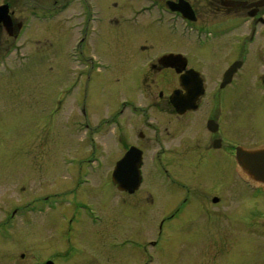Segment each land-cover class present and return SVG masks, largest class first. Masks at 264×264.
Wrapping results in <instances>:
<instances>
[{
	"label": "rangeland",
	"instance_id": "374dc122",
	"mask_svg": "<svg viewBox=\"0 0 264 264\" xmlns=\"http://www.w3.org/2000/svg\"><path fill=\"white\" fill-rule=\"evenodd\" d=\"M123 1L107 0L112 7ZM132 8L128 5L119 15L121 19L131 16ZM74 12H66L59 24L51 27L34 22L23 39L26 48L13 49L9 57L3 49L0 58V264H42L53 261L59 253L69 256L61 259L62 264H166L165 256L159 259V248L149 244L155 238L152 224L160 221V211L175 213L187 207L184 201L194 199V190L210 195L223 193L219 196L225 202L215 206L212 215L200 214L183 238L180 234L184 230L172 236L174 243L167 264H264V198L239 181L233 158L225 164L220 161L222 157L203 161L198 153L177 160L162 156L167 175L162 167L156 170L159 162L151 160V154L159 150L155 145L146 153L142 173L146 184L150 181L156 192L151 191L154 203L143 214L139 213L146 208V198L138 213L136 195L121 196L111 186V172L125 154L126 143L136 142V122L124 125V134L114 132V128L103 129L98 136L107 147L105 159L99 145H92L94 137L90 131L107 119L117 98L133 92L134 82L120 77L106 79L104 82L110 83L107 104L103 95L96 100L88 98L85 113H78L77 103L86 102L90 81L85 64L88 47L89 55L104 58L113 69L115 64L114 73L124 72L122 64H128L131 70L133 55H129V48L136 33L121 31L109 23L100 31L91 32L90 37L76 33L65 20ZM155 40L156 53L165 52L167 35L157 31ZM77 42L83 43L77 46ZM200 55L196 65L216 72L224 53L217 49ZM216 80L220 77L208 76L209 88L215 87ZM247 82L245 73L237 79L242 86L231 88L235 89L230 91L233 108L229 102L226 111L234 110L236 117H230L227 137L233 144L253 146L264 143V105L258 118L253 111V121L248 123L251 119L246 116L247 122L245 114L250 97L239 92L247 88ZM94 84L91 81L90 87ZM71 92L76 97L70 98ZM253 103L256 105L255 100ZM117 136H123V145L117 144ZM90 155H94L98 168H108V178L93 176L90 183L86 175L77 177L91 168L87 161ZM145 187L142 192L148 191L149 187ZM69 191L75 192L74 200L66 195ZM90 194L97 197L91 198ZM81 200L95 202L99 212L93 214L89 205L83 210L75 205ZM218 215L221 218L211 223Z\"/></svg>",
	"mask_w": 264,
	"mask_h": 264
},
{
	"label": "flooded vegetation",
	"instance_id": "af4514ba",
	"mask_svg": "<svg viewBox=\"0 0 264 264\" xmlns=\"http://www.w3.org/2000/svg\"><path fill=\"white\" fill-rule=\"evenodd\" d=\"M128 5L133 7L131 16L121 19L119 15ZM3 6L7 7L8 12L5 22L0 24V57L3 55V49H5L4 54L10 56L14 52L13 49L26 48V41L23 42V39L34 22L39 26L51 27L55 23L59 24L61 17L71 10L75 12L78 10L80 14L79 24H76L75 12L65 18L66 23L72 24V29L75 31L88 34L90 30L100 31V28H104L109 23L113 28L117 27L121 31L136 33L135 40L129 48V55H133L131 70L128 64H122L124 72L114 73L115 64L113 69V65L104 61V58L95 59L94 56L89 55L90 47L85 57L90 81L86 89V102L77 103L78 113H85L88 98L96 100L103 95L107 104L110 83H105L106 79L112 77L130 79L135 86L132 93L122 99H116L118 103L115 108L108 110L107 107V119L95 124L93 131H90L94 137L92 145H99L100 154L104 159L107 147L104 141L100 142L98 135L105 127L114 128V132L124 134L123 126L135 121L136 142L126 143L125 154L131 147H136L142 152L144 161L146 153L158 145L159 150L151 154L152 162H159L155 165L157 171H160L158 166L162 167V156H174L177 160L198 153L197 156L199 155L198 157L203 161L222 157L220 161H224L225 164L232 158L236 162V150L244 145L233 144L230 141L231 137H227L230 117H236L234 110L230 113L226 111L227 104L230 102L233 108L234 99L230 98V91L235 89L231 88L242 86L237 83V79L246 73L247 88L243 87L239 90L242 96L250 97L246 108L250 107L246 110V114L244 113L245 117L251 119L254 111L258 118V112L264 105V0H124L113 7L107 0H0V7ZM157 31L167 35L166 50L159 55L155 46ZM140 34L141 37L136 39ZM34 41L38 43L40 40ZM217 49H222L224 55L221 66L216 72L204 71L196 65L197 55L201 56L200 54L205 51L215 52ZM165 56H173L170 65L161 63ZM235 64L238 65V70L232 80L223 86L227 71ZM209 75L220 77L218 82L216 80L214 88H209ZM119 80L115 81L120 82ZM91 81L95 84L90 87ZM69 96L76 97L74 92ZM176 99L185 108L183 111L175 106ZM93 106L91 104V107ZM251 107H254V110ZM252 121L251 119L248 123ZM198 135L200 137L196 138ZM117 137H115L117 144L123 145V136ZM189 137H193L192 140ZM134 138L135 134L132 136L133 140ZM262 145L264 143L244 147L252 149ZM177 147L180 149L177 150ZM92 156L94 157V155L88 157V165L89 161L96 162L95 157ZM97 166L98 164L77 177L86 175L90 183L93 176L108 178V168L100 169ZM162 172L169 175L164 167ZM223 172L226 173L224 170ZM234 173L237 176L236 168ZM143 178V184L134 193L120 192L111 184L121 196L136 195L138 213L141 202L146 198L143 204L146 208L139 214L148 211L149 206L154 203L151 191L156 192L150 181L146 184L145 175ZM145 184L149 187L148 191L142 192V188H146ZM242 184L250 192L259 193L262 195L261 198H264V190H254L251 185L244 182ZM203 193L210 198L208 199ZM219 194L223 193L210 195L204 191L194 190L191 193L194 199L184 201V204H188L187 207H182L175 213L170 211L167 214L165 211H160V221L158 223L154 221L151 229L152 232L155 228V238L149 243L150 246L159 248V259L165 256L167 264L174 243L172 236L184 230L180 234L183 238L186 229L190 228V223L196 221L200 214L205 212L212 215V210H216V207L225 202ZM66 195H71L73 200L76 198L75 192L72 191ZM90 197L95 199L97 196L90 194ZM252 198L255 199L253 196ZM75 205H80L82 210L89 205L93 214L99 212L93 201L81 200ZM66 217L65 214L63 220H66ZM220 218L221 216L217 219L212 218L211 223ZM167 236L170 237L169 241L162 242ZM66 256L68 255L59 253L54 256L53 261L45 260L43 264L48 262L58 264Z\"/></svg>",
	"mask_w": 264,
	"mask_h": 264
},
{
	"label": "water",
	"instance_id": "95a60500",
	"mask_svg": "<svg viewBox=\"0 0 264 264\" xmlns=\"http://www.w3.org/2000/svg\"><path fill=\"white\" fill-rule=\"evenodd\" d=\"M6 7L0 9V22L2 16L6 12ZM170 57H165L163 62L169 61ZM238 65H234L227 73L225 86L231 81ZM175 106L183 111L185 108L178 101L174 102ZM237 164L240 174L252 184L264 186V147L253 151H246L242 148L237 149ZM141 152L137 153L132 149L123 161L118 163L113 175L114 184L118 185L119 189L134 192L141 183L140 175Z\"/></svg>",
	"mask_w": 264,
	"mask_h": 264
},
{
	"label": "bare ground",
	"instance_id": "6f19581e",
	"mask_svg": "<svg viewBox=\"0 0 264 264\" xmlns=\"http://www.w3.org/2000/svg\"><path fill=\"white\" fill-rule=\"evenodd\" d=\"M68 37H65V39H67Z\"/></svg>",
	"mask_w": 264,
	"mask_h": 264
}]
</instances>
